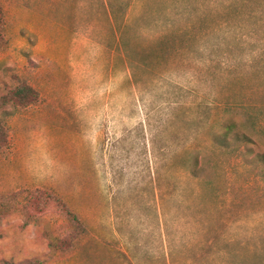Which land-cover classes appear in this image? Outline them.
I'll use <instances>...</instances> for the list:
<instances>
[{
  "label": "rangeland",
  "instance_id": "rangeland-1",
  "mask_svg": "<svg viewBox=\"0 0 264 264\" xmlns=\"http://www.w3.org/2000/svg\"><path fill=\"white\" fill-rule=\"evenodd\" d=\"M21 84L0 264H264V0H0V87ZM231 116L253 144L213 141Z\"/></svg>",
  "mask_w": 264,
  "mask_h": 264
},
{
  "label": "trees",
  "instance_id": "trees-1",
  "mask_svg": "<svg viewBox=\"0 0 264 264\" xmlns=\"http://www.w3.org/2000/svg\"><path fill=\"white\" fill-rule=\"evenodd\" d=\"M38 100L37 92L27 84H21L14 88H9L2 91L0 87V110L6 107H21L27 108L35 104ZM253 122V118H249L247 123ZM219 129L221 133L214 137V142L220 147L227 148L229 146V139L232 137L233 142H238L242 144H253L251 136L242 132L241 128L245 127V124L240 125V122L233 116L226 120H222L219 123ZM7 130L2 121L0 120V149L7 144ZM250 152V150H247ZM257 160L264 167V154H258ZM194 165L195 171L199 172V169L206 164V157L201 156L200 152H195V157L191 160ZM264 177V171H263ZM30 205L40 213H45L48 208H54L60 215H63L68 219L74 227L73 235L68 238L69 242L78 238L81 233L84 232L83 225L76 214L71 212L67 206L57 197L49 193H44L41 191H36L30 200ZM3 213V214H1ZM8 213L0 210V218L6 216ZM29 222V221H28ZM66 241V240H65ZM37 262H25L22 264H36ZM10 264V263H7Z\"/></svg>",
  "mask_w": 264,
  "mask_h": 264
}]
</instances>
